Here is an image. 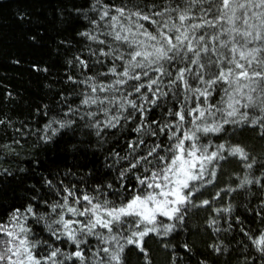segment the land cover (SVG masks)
Here are the masks:
<instances>
[{
  "label": "snow or ice",
  "instance_id": "snow-or-ice-1",
  "mask_svg": "<svg viewBox=\"0 0 264 264\" xmlns=\"http://www.w3.org/2000/svg\"><path fill=\"white\" fill-rule=\"evenodd\" d=\"M17 16L33 45L55 26V61L31 65L51 97L36 121L0 119L14 128L0 150L34 136L72 164L37 158L32 183L0 171L24 185L0 221V264H128L133 249L153 264L148 240L169 264H264V156L241 138L264 140V0H60L50 21Z\"/></svg>",
  "mask_w": 264,
  "mask_h": 264
},
{
  "label": "trees",
  "instance_id": "trees-1",
  "mask_svg": "<svg viewBox=\"0 0 264 264\" xmlns=\"http://www.w3.org/2000/svg\"><path fill=\"white\" fill-rule=\"evenodd\" d=\"M78 2H82V0H78ZM59 3L60 0H0V119L10 120L14 128H19L21 122L39 119L34 115L36 107L50 101L51 93L45 85L50 82L51 78L43 72L35 71L31 65L37 63L43 67L45 64L55 61V26L48 23V36L44 38L41 45H33L27 39V35L33 34L36 28L34 25L22 23L18 19L17 13L28 12L33 20L39 18L44 21L47 18L50 21L53 9ZM64 34L71 35V29L69 28ZM14 59H20L21 64L12 63ZM9 92L12 93L11 97L7 95ZM30 126L35 128L39 125L32 123ZM14 128L10 127L6 130L4 126H0V146L11 143ZM15 138L19 139V134H15ZM241 138L253 155L264 156V140L256 138L255 134L248 131L242 133ZM61 156L62 154L58 155L50 147L38 146L36 138L33 136L22 141L15 153L0 150V171L5 168L14 172L18 169H26L28 171L21 175L26 178L27 183H32L34 181L28 179V172L35 171L33 168L35 159L38 158L42 162V170L54 169L56 164H61L63 167V164L66 163L71 166L72 158L69 156L62 159ZM224 167L230 171L239 170V166L235 162L226 164ZM223 180L224 178H222L220 186H223ZM214 193L215 190L210 189L200 199L211 198ZM23 196L24 185L18 180L14 181L7 177L0 179V221L7 220L13 206H21L24 202ZM241 199L242 196H236L232 203L237 204ZM226 200L227 197H225ZM206 218L207 213L201 210L193 213L190 223L193 226H202ZM249 222L253 223L251 219ZM255 226L256 224L253 223V227ZM210 236L211 234L205 237L200 231H195L188 237V242H195L197 254L208 256L211 260L213 257L208 255L203 243ZM183 238L184 234H181L180 239ZM148 248L152 252L153 264H169L168 253L156 240H148ZM127 255L128 264H141L143 260V257L136 255L134 249ZM218 264H223V261H219Z\"/></svg>",
  "mask_w": 264,
  "mask_h": 264
}]
</instances>
